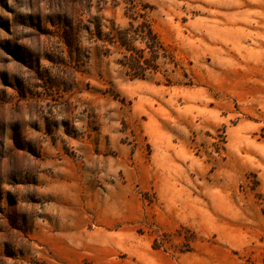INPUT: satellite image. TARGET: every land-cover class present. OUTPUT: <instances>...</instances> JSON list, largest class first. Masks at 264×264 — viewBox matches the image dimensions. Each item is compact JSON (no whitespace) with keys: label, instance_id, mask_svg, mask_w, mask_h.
Masks as SVG:
<instances>
[{"label":"rangeland","instance_id":"rangeland-1","mask_svg":"<svg viewBox=\"0 0 264 264\" xmlns=\"http://www.w3.org/2000/svg\"><path fill=\"white\" fill-rule=\"evenodd\" d=\"M0 264H264V0H0Z\"/></svg>","mask_w":264,"mask_h":264},{"label":"trees","instance_id":"trees-1","mask_svg":"<svg viewBox=\"0 0 264 264\" xmlns=\"http://www.w3.org/2000/svg\"><path fill=\"white\" fill-rule=\"evenodd\" d=\"M131 17L129 26L118 30L116 34L107 33L103 41L115 43L120 48L121 59L119 64L132 78H144L149 71L156 72L157 59L166 57V50L159 41L151 26L141 21L134 24ZM137 43H141L138 46ZM148 55L147 57L145 56Z\"/></svg>","mask_w":264,"mask_h":264}]
</instances>
